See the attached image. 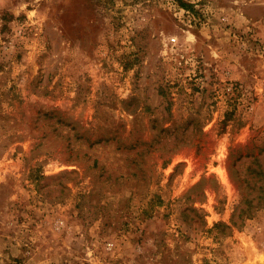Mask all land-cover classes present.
Instances as JSON below:
<instances>
[{"label": "rangeland", "instance_id": "obj_1", "mask_svg": "<svg viewBox=\"0 0 264 264\" xmlns=\"http://www.w3.org/2000/svg\"><path fill=\"white\" fill-rule=\"evenodd\" d=\"M0 264H264V0H0Z\"/></svg>", "mask_w": 264, "mask_h": 264}, {"label": "bare ground", "instance_id": "obj_2", "mask_svg": "<svg viewBox=\"0 0 264 264\" xmlns=\"http://www.w3.org/2000/svg\"><path fill=\"white\" fill-rule=\"evenodd\" d=\"M223 179L227 180L226 176L224 174H222L221 176Z\"/></svg>", "mask_w": 264, "mask_h": 264}]
</instances>
